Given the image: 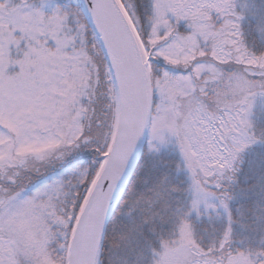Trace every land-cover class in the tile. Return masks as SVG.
<instances>
[{"label":"snow or ice","instance_id":"1","mask_svg":"<svg viewBox=\"0 0 264 264\" xmlns=\"http://www.w3.org/2000/svg\"><path fill=\"white\" fill-rule=\"evenodd\" d=\"M0 264H264V0H0Z\"/></svg>","mask_w":264,"mask_h":264}]
</instances>
